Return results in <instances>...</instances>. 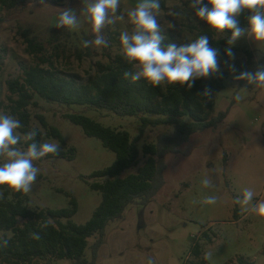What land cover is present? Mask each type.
<instances>
[{
	"label": "rangeland",
	"instance_id": "374dc122",
	"mask_svg": "<svg viewBox=\"0 0 264 264\" xmlns=\"http://www.w3.org/2000/svg\"><path fill=\"white\" fill-rule=\"evenodd\" d=\"M136 3L137 0H121L117 14H123L124 19L118 20L111 27L112 31H133L127 11ZM188 5L189 0H165L158 17L164 33L172 32L192 41L199 31L209 27ZM65 6L75 8L79 15L83 4L82 0H69L68 5L64 0H26L11 10L0 5V111L10 114L8 81L20 77L23 67L35 63L34 56L26 50L22 32L29 31L46 44L52 25ZM169 11L181 15L174 18L168 15ZM80 19V27L70 31L74 40L72 47L83 34L94 38L91 25L83 16ZM169 21L175 28H168ZM107 29L106 26L102 34L105 35ZM230 35L231 32L215 33V38L228 39ZM231 47L235 60L229 58V64L245 61V51H251L256 61L264 60V45H257L247 37L240 38ZM92 50L94 54L90 58L61 62L58 68L62 75H74L80 82H86L95 73V63L106 62L115 47ZM220 67L222 72L228 73L224 88L213 96L215 106L211 116L229 109L225 119L216 128L194 133L177 153L166 155L163 186L151 201L129 206L121 219L106 227L96 264H148L149 260L154 264H238L241 261L264 264V217L244 212L242 206L234 203V198L242 195L245 188L255 193L253 203L264 200V92L240 86L226 64ZM237 95L241 97L239 101L235 98ZM34 102L36 104L30 107L31 126L42 129L45 136L37 119L42 115L50 126L57 127L65 143L47 137L43 143L58 142L59 150L67 155L50 159L45 156L33 162L40 171L32 191L26 194L27 205L31 209L67 208L74 198L77 212L71 220L78 225L85 224L102 199L101 193L91 188V183L98 181L91 175L110 166L115 154L104 148L98 139L87 137L80 126L65 116L83 113L105 126L124 129L133 137L139 133V118L61 105L37 96ZM163 130H146L138 139V145L155 141L157 133ZM18 147L26 150L21 143ZM69 149L74 150L73 158L68 157ZM132 171L126 170L124 175ZM205 177L211 179L212 187L202 186ZM207 196L218 197L217 203L204 204ZM97 238L87 239L85 256L89 260ZM195 244L199 246L198 256L193 253ZM207 253H211V259H205ZM50 264L70 262L53 260Z\"/></svg>",
	"mask_w": 264,
	"mask_h": 264
},
{
	"label": "trees",
	"instance_id": "16d2710c",
	"mask_svg": "<svg viewBox=\"0 0 264 264\" xmlns=\"http://www.w3.org/2000/svg\"><path fill=\"white\" fill-rule=\"evenodd\" d=\"M26 0H0L1 7L11 10ZM165 7V0H161ZM245 10L238 17L242 28L248 26ZM107 26L105 37L115 52L107 56L106 62L95 63V73L86 82H80L74 75L64 76L58 68L61 62L69 63L72 58L82 61L93 56L91 47L84 48L82 41L92 39L83 34L74 42L72 33L67 29L52 27L47 43L44 44L29 31H23L26 50L34 56L35 63L23 67L22 75L8 81L9 105L8 112L18 118L23 125L18 131L23 135L36 129L35 142L43 143L44 137L53 138L64 144L61 131L50 126L42 115H38L41 127L31 126L32 115L30 107L35 105L37 96L48 102L67 106L88 107L111 112L117 116L139 118L138 135L133 137L124 129L105 126L83 113L67 114L65 117L75 125L80 126L85 135L98 139L102 146L115 154L113 163L95 171L91 177L98 181L91 183V188L102 195L98 207L85 224H75L71 218L77 212V203L71 198L69 207L59 209H31L27 205L26 194L17 193L0 186L3 198L0 199V238L9 241L6 247H0V264H50L51 261L67 260L70 264H96L97 253L102 245L106 227L113 221L121 219L125 210L134 204H146L163 186V171L166 167L165 157L177 153L178 148L186 143L194 133L209 128H216L221 123L228 110L211 116L214 111V97L210 101L199 95L205 87H210L215 93L224 88V78L198 79L192 88L186 85L167 87H151L143 79L132 82L131 77L125 78L124 73L135 74L132 64L123 57L119 41L121 32L112 31ZM224 33H230L225 30ZM166 37L163 44L176 43L177 46L191 41L172 32L163 33ZM205 35L212 47L218 48L220 66L229 60L225 55L228 47L226 38H215V32L210 27L196 34V38ZM94 39V38H93ZM193 39V40H194ZM245 61L233 62L239 74L245 70H255L257 62L251 51H245ZM2 54L0 53V68ZM232 64V63H231ZM228 70V68H227ZM229 71V70H228ZM240 86L255 89L246 82L239 80ZM155 128L164 130L157 133L155 141L138 145V139ZM31 143V141L27 142ZM27 143L21 144L27 148ZM67 154L59 150V155H47L48 159L65 157ZM74 150H68V157L73 158ZM133 170L124 175L126 170ZM237 212H235V215ZM49 221V226L42 229L40 225ZM32 233H38L41 239L32 238ZM97 236L92 246V257L87 259L85 251L87 239ZM205 236L210 239L207 233ZM194 255L200 254L197 244L193 247ZM238 264H249L241 261Z\"/></svg>",
	"mask_w": 264,
	"mask_h": 264
},
{
	"label": "clouds",
	"instance_id": "9594fccd",
	"mask_svg": "<svg viewBox=\"0 0 264 264\" xmlns=\"http://www.w3.org/2000/svg\"><path fill=\"white\" fill-rule=\"evenodd\" d=\"M68 5L69 0H64ZM83 7L79 11L65 6L61 9L58 19L52 27L57 29L77 30L80 27L83 16L92 27L94 39L82 41L84 48H108L109 41L102 34L106 26H114L118 20H123L124 15H118L121 0H82ZM188 7L193 9L195 16L204 22L217 34H223L230 30L231 35L227 39L229 47L225 49V55L235 60L232 47L243 37L254 41L257 45H264V0H189ZM247 10L248 26L242 28L238 17ZM161 14V0H137L134 7L127 11L128 22L134 26L133 31H122L119 41L122 46L124 59L132 64L135 74L125 72V78L131 77L132 82L144 80L149 86L167 87L176 84L186 85L192 88L198 79L222 78L220 67L219 49L210 45L205 35L192 40L189 43L177 46L176 43L164 45L166 39L164 29L158 17ZM169 16L178 17L179 12L169 11ZM168 28H175L171 21L167 22ZM228 70L236 73L234 63L225 61ZM243 80L247 85L253 86L264 92V63L257 62L255 70H245L233 77ZM210 101L213 92L210 87H205L199 94ZM236 100L241 97L237 95ZM23 125L15 116L0 111V186L7 189L28 194L32 191L40 171L34 165V161L51 154L59 155L58 142H44L37 145L35 138L37 130L32 129L23 135L18 130ZM24 141L26 150H21L18 145ZM201 184L205 188L212 187L211 179L205 177ZM255 193L250 188L243 189L242 195L234 198V203L242 206L244 212H251L259 217H264V200L253 203ZM3 198L0 193V199ZM216 196H207L203 203L215 205ZM49 221L40 225L42 229L49 226ZM35 240L41 239L38 233H32ZM9 241L0 238V247H6ZM205 259H211V253L205 255ZM148 264H154L149 260Z\"/></svg>",
	"mask_w": 264,
	"mask_h": 264
}]
</instances>
